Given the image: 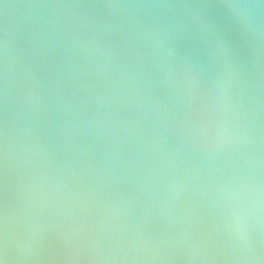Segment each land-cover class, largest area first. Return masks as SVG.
Returning a JSON list of instances; mask_svg holds the SVG:
<instances>
[{
    "label": "water",
    "instance_id": "water-1",
    "mask_svg": "<svg viewBox=\"0 0 264 264\" xmlns=\"http://www.w3.org/2000/svg\"><path fill=\"white\" fill-rule=\"evenodd\" d=\"M0 259L264 264V3L0 0Z\"/></svg>",
    "mask_w": 264,
    "mask_h": 264
},
{
    "label": "clouds",
    "instance_id": "clouds-1",
    "mask_svg": "<svg viewBox=\"0 0 264 264\" xmlns=\"http://www.w3.org/2000/svg\"><path fill=\"white\" fill-rule=\"evenodd\" d=\"M261 3H264V0H261ZM0 264H6L4 259H0Z\"/></svg>",
    "mask_w": 264,
    "mask_h": 264
}]
</instances>
